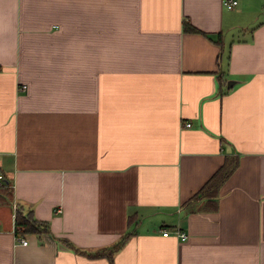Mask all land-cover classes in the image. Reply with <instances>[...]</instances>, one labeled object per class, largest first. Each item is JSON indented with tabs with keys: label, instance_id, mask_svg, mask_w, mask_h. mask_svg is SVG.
Returning a JSON list of instances; mask_svg holds the SVG:
<instances>
[{
	"label": "crops",
	"instance_id": "obj_1",
	"mask_svg": "<svg viewBox=\"0 0 264 264\" xmlns=\"http://www.w3.org/2000/svg\"><path fill=\"white\" fill-rule=\"evenodd\" d=\"M223 1L0 0V264H264V0Z\"/></svg>",
	"mask_w": 264,
	"mask_h": 264
},
{
	"label": "trees",
	"instance_id": "obj_2",
	"mask_svg": "<svg viewBox=\"0 0 264 264\" xmlns=\"http://www.w3.org/2000/svg\"><path fill=\"white\" fill-rule=\"evenodd\" d=\"M183 28L188 31L199 32L189 21L183 22ZM221 34L217 35L216 42H220ZM237 164L236 157L225 156L223 163L213 172V174L204 182V184L200 187V189L195 192L185 204H189L191 202L199 201L205 199L207 201L206 205L215 208L216 201L215 198L218 194V188L221 183L229 176L233 168ZM11 192V189L6 191ZM48 230V225L46 222L36 219L33 216V211L31 209H24L17 205L14 214V233L15 236L23 235L27 232L40 233ZM131 232H126L120 236V238L107 247L98 248L95 250H85L78 249L74 247L67 239L64 238H56V240H61L66 243V245L70 248H73L77 252H81L86 254L89 257H107L111 264H113V254L124 244L126 239L130 236Z\"/></svg>",
	"mask_w": 264,
	"mask_h": 264
},
{
	"label": "built area",
	"instance_id": "obj_3",
	"mask_svg": "<svg viewBox=\"0 0 264 264\" xmlns=\"http://www.w3.org/2000/svg\"><path fill=\"white\" fill-rule=\"evenodd\" d=\"M223 4L227 8H232L233 6H235L237 4V0H224ZM26 86H27L26 84H22L20 87L24 89V88H26ZM184 126H187V127L190 126V122L185 121ZM13 206H14V211H15L17 206H16V204H13ZM162 233H163V235H167L169 233V230L164 229L162 231ZM174 233L182 240H185L188 237L187 233L184 231L175 230ZM16 241L23 243V244H26L27 239L25 237V233L23 235L16 236Z\"/></svg>",
	"mask_w": 264,
	"mask_h": 264
},
{
	"label": "water",
	"instance_id": "obj_4",
	"mask_svg": "<svg viewBox=\"0 0 264 264\" xmlns=\"http://www.w3.org/2000/svg\"><path fill=\"white\" fill-rule=\"evenodd\" d=\"M233 82H234V79H229L227 81V86L230 87L233 84Z\"/></svg>",
	"mask_w": 264,
	"mask_h": 264
},
{
	"label": "rangeland",
	"instance_id": "obj_5",
	"mask_svg": "<svg viewBox=\"0 0 264 264\" xmlns=\"http://www.w3.org/2000/svg\"><path fill=\"white\" fill-rule=\"evenodd\" d=\"M6 191H7V190H5V191H4V193H5V194H7V193H6ZM9 196H10V195H9V194H7V196H6V197L8 198Z\"/></svg>",
	"mask_w": 264,
	"mask_h": 264
}]
</instances>
